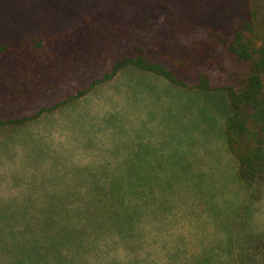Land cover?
Listing matches in <instances>:
<instances>
[{"label": "rangeland", "instance_id": "1", "mask_svg": "<svg viewBox=\"0 0 264 264\" xmlns=\"http://www.w3.org/2000/svg\"><path fill=\"white\" fill-rule=\"evenodd\" d=\"M249 1L0 0V45L11 46L0 56V118L35 116L101 78L133 47L108 43L113 24L158 48L170 9L228 29ZM234 69L210 71L227 83ZM227 113L223 90L127 67L0 126V237L10 243L0 264H264V180L240 179ZM53 206L95 214L59 218Z\"/></svg>", "mask_w": 264, "mask_h": 264}, {"label": "trees", "instance_id": "2", "mask_svg": "<svg viewBox=\"0 0 264 264\" xmlns=\"http://www.w3.org/2000/svg\"><path fill=\"white\" fill-rule=\"evenodd\" d=\"M249 2L251 11L242 17L240 24L228 29L200 24L185 12L170 9L163 35L168 41H162L158 48L144 43L134 27L113 24L107 36L108 43L130 42L133 47L130 52L115 59L108 72L86 88L68 94L67 98L50 107L42 108L35 116L0 118V126L23 124L36 119L44 112L86 95L97 85L113 80L127 67H135L162 76L180 87L202 91L223 90L228 97L226 141L237 159L238 175L246 182L264 180V12L258 0ZM35 44L40 46L41 42L35 41ZM10 49L9 43L1 44L0 56ZM227 63L235 69L230 71L227 83H218L210 70L217 68L226 71ZM96 209L98 218L106 213L104 207ZM49 211L59 215V218L94 217L95 214L92 206H53ZM122 214L123 211L116 207L112 216L122 217ZM70 227L68 225L65 229ZM12 234V239L17 237L16 232ZM9 245L0 237V247ZM20 261L32 263L27 259Z\"/></svg>", "mask_w": 264, "mask_h": 264}]
</instances>
